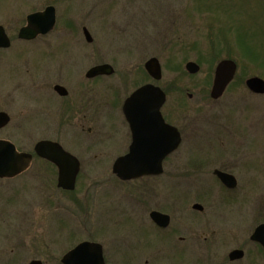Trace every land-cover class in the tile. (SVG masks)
<instances>
[{"label": "rangeland", "instance_id": "374dc122", "mask_svg": "<svg viewBox=\"0 0 264 264\" xmlns=\"http://www.w3.org/2000/svg\"><path fill=\"white\" fill-rule=\"evenodd\" d=\"M49 4L57 8L55 32L31 43L17 38L27 15ZM0 25L12 39L11 48L0 51V110L11 116L9 125L0 131L1 138L30 151L36 131L46 124L45 117L36 115L30 121V111L40 102L31 99L22 105L18 100L21 88L29 83L26 75V83L22 79L21 85L18 69H89L107 62L125 72L142 69L156 56L163 69L159 84L168 95L166 108L176 103L181 114L191 116L196 134L219 137L216 145H223L227 152L242 148L239 163L230 168L237 173V190L227 194L206 186L213 190V199L204 200L207 214L196 215L195 226L199 231L204 226L219 228L216 237L221 230L224 235L244 229L242 241L255 248L249 237L255 226L264 222V95L251 93L244 82L253 75L264 78V0H0ZM79 25L90 30L94 43L85 40ZM72 32L79 34L77 39L71 37ZM67 39L70 46L66 49H48L50 41ZM224 58L237 62V77L220 98L213 99V72ZM188 61L201 65V71L190 75L185 68ZM136 75L140 74L136 72L133 78ZM9 94L12 98L7 100ZM37 94H43L48 107L56 106L53 95L43 90ZM72 144L68 147L82 150L79 144ZM86 156L88 161H97L93 152ZM81 184L72 192L48 185L60 194L52 197V202L49 193L45 196V189L29 177L0 180V214L4 216L0 219V264H29L33 259L61 264L67 251L92 239L104 244L108 260L114 255L121 260L122 256L113 253L118 248L127 261L136 248L149 247L142 236L145 221L137 217L141 209L126 185L116 180ZM28 221L37 229L41 226L42 232H22ZM223 235L217 237L220 244L233 241ZM219 248L221 245L212 250L213 261L197 260L196 264H219L225 257ZM187 262H192L191 258ZM162 264L171 263L163 260ZM242 264L256 263L247 256ZM258 264H264V259Z\"/></svg>", "mask_w": 264, "mask_h": 264}, {"label": "flooded vegetation", "instance_id": "af4514ba", "mask_svg": "<svg viewBox=\"0 0 264 264\" xmlns=\"http://www.w3.org/2000/svg\"><path fill=\"white\" fill-rule=\"evenodd\" d=\"M67 22L70 21L67 20ZM57 25L58 19L55 28L49 34L39 35L34 40L26 42L31 43L38 38L48 37L55 32ZM68 25L70 26L71 23ZM79 27L83 31L84 26L79 25ZM77 28L75 29L78 31ZM74 33L71 34V37L77 39L79 34L75 35ZM92 38V41L87 42L94 43V37L92 36ZM54 42L56 41H50L48 46V49L53 52L56 49L63 50L70 46L69 40ZM77 43L79 42L77 41ZM3 50L0 49V51ZM18 70L21 71L18 77L20 81L22 79L25 81L26 75L29 80V83L25 81L24 89L21 88L19 95L22 94V97H19L18 100L22 105L31 99L40 102L36 108H33L34 111H30V121L35 119L36 115L38 118L45 117L46 124L42 129L36 131L37 135L34 138L32 150H22L16 145L18 151L31 154L32 160L29 167L13 178L0 177V180L5 182L29 177L34 182H38L41 189H45V196L49 193L48 197L52 202L54 200L52 197H59L60 194L53 191L52 187H49L50 185L54 184V187L60 192H68V190L59 187V167L36 151V146L40 141L48 140L59 144L65 151L78 158L79 172L76 188L83 182L98 185L101 182L115 180L126 185L130 194L135 196V204L141 209L140 212H137V217L145 221L146 225L142 236L144 245L149 247L145 246L148 250L144 247H141L140 250L136 248L132 257L127 261L123 257L121 248L113 252L122 256L121 260L115 255L109 257L108 260L104 250L105 264H162L163 260H168L171 264H196L197 260L213 261L212 250L220 245L221 249L219 248V250L224 252L225 257L220 260L219 264H242L247 256H250L251 263L255 262L256 264L259 263V260L264 259V247L260 243L252 241L251 235L249 240L255 248L251 249L246 246L249 242L242 241L244 229L236 232L228 231L224 235L221 230L217 237L223 235V239L230 237L233 241L220 244L216 237V230L219 228L214 227L216 230H211V227L204 226L202 231H199L195 226L196 215L207 214L204 200L213 199L211 197L213 190L206 186H215L227 194L237 190L239 182L237 173L235 174L230 168L231 165L239 163L238 159L242 148L238 147L236 151L229 153L225 150L226 148L222 147L223 145H216L219 142V137L196 134L191 116L181 114L176 103L172 107L166 108L167 99L160 108L163 121L157 114H138L141 110L139 104L131 106V110L134 111L131 118L125 114V102L135 90L145 84L153 83L161 87L167 95L165 89L159 84L162 78L159 80L152 78L145 66L142 69H134V71L125 69V72H118L114 67L112 73L100 74H91L92 69L90 68L46 69L43 72H36L39 69ZM136 72L140 75L133 78ZM115 76L118 78L113 81ZM173 89L180 90L177 85H174ZM42 90L53 95L56 102L55 107H48L42 99L43 94H37ZM10 95L7 96V100L12 98ZM187 95L192 97L191 93ZM2 100L5 103V99L2 98ZM42 104L47 107L41 108ZM21 112L25 113L24 110ZM4 128H0V131ZM76 133H79L78 136ZM177 135L180 136V144L164 158L160 172L124 180L114 171L116 161L130 153L132 147L137 153L146 154L145 158L148 159V152L168 149V145L173 144ZM135 138L141 141L136 143ZM0 139L4 138L0 137ZM68 143H73L74 146L79 144L82 150L70 148ZM197 143L206 144L208 148L204 150L203 146H199ZM89 152L94 153L97 161H88L86 154ZM202 153L205 155H200ZM228 153L232 155L228 156ZM217 171L234 175L237 182L236 187H227ZM36 215L37 213L28 215L26 220L36 217ZM2 217L4 218L0 214V219ZM64 219L66 221V218ZM38 228L33 222L28 221L22 232H38L37 230L42 232L41 226ZM233 233H237V236L234 237ZM102 245L104 247L103 243ZM236 251H242V257L235 256ZM200 254L203 258L200 257ZM62 258L61 264H63ZM189 258L193 263L187 262ZM33 260H41L44 264L42 259Z\"/></svg>", "mask_w": 264, "mask_h": 264}, {"label": "water", "instance_id": "95a60500", "mask_svg": "<svg viewBox=\"0 0 264 264\" xmlns=\"http://www.w3.org/2000/svg\"><path fill=\"white\" fill-rule=\"evenodd\" d=\"M56 7L47 6L42 11H37L27 16V24L19 31V38L33 40L40 34H47L53 30L56 24ZM84 34L88 41H92L90 31L85 27ZM11 39L3 26H0V48H8ZM145 67L149 74L155 79L162 77V67L157 57H151L146 61ZM200 65L194 61L186 64V69L190 73H197ZM91 74L112 73L114 67L108 63L93 66ZM237 72V63L232 59L221 60L215 70L214 84L211 96L219 98L225 92L227 86L234 79ZM248 88L258 94H264V79L259 76H252L246 80ZM166 100L165 93L161 88L146 84L136 90L126 101L124 112L128 118L133 115L131 106L139 104L140 115L157 114L161 116L160 108ZM10 121V116L6 112H0V128L5 127ZM161 121L163 119L161 118ZM167 126V125H166ZM138 140L135 138V142ZM179 135L176 136L173 144L168 145V149L163 151L148 152L146 154L137 153L132 147L131 152L120 157L115 164L114 171L123 179L141 177L145 174H156L161 171L164 158L168 153L179 145ZM134 144V146L136 145ZM139 145V143H138ZM36 151L47 159L56 163L59 167V186L73 190L76 186V178L79 171V162L69 152L65 151L59 144L52 141H41L36 146ZM32 157L29 153L19 152L16 146L8 140L0 139V176L13 177L26 170ZM147 162V163H146ZM223 182L233 188L237 185L236 178L228 173L217 171ZM253 240L258 241L264 246V223L260 224L254 231ZM242 251H236L235 256L242 257ZM63 264H105L103 248L100 243L84 241L69 251L62 259ZM30 264H42L40 260H33Z\"/></svg>", "mask_w": 264, "mask_h": 264}, {"label": "trees", "instance_id": "16d2710c", "mask_svg": "<svg viewBox=\"0 0 264 264\" xmlns=\"http://www.w3.org/2000/svg\"><path fill=\"white\" fill-rule=\"evenodd\" d=\"M241 39H243V38H241Z\"/></svg>", "mask_w": 264, "mask_h": 264}]
</instances>
